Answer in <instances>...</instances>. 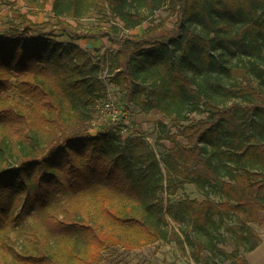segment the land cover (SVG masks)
<instances>
[{"label": "trees", "instance_id": "obj_1", "mask_svg": "<svg viewBox=\"0 0 264 264\" xmlns=\"http://www.w3.org/2000/svg\"><path fill=\"white\" fill-rule=\"evenodd\" d=\"M93 5L94 0H53V29L69 39L107 37L117 44L112 80L142 111L157 109L174 123L207 112L187 124L192 129L187 143H203L205 151L211 143V155L205 157L200 146L195 159L226 177L220 187L227 202L235 199L233 207L247 221L259 220L257 209L264 211V0H116L109 9L124 22L127 31L121 33L114 27L89 31L65 19L77 22ZM164 5L166 18L135 29L146 18L141 8L152 12ZM19 16L21 23L0 30V92L13 86V78L30 103L12 102L0 111V224L9 227L7 234L23 228L25 241L34 247L23 246L15 257L21 264H61L67 252L65 264H98L106 246L135 248L175 239L163 227L158 193L164 176L155 153L143 140L121 142L118 136L117 141L102 126L91 125V106L104 88L98 66L83 48L60 43L38 30L37 21ZM168 17L174 25L166 30ZM231 94L239 100L217 101ZM57 193L87 197L84 206L96 208L107 227L90 222L85 210L59 219L49 211ZM22 197L23 208L42 215L52 243L38 242L41 234L13 214ZM244 231L238 242L252 239L244 247L252 251L261 239L249 226ZM76 233L82 240L77 250Z\"/></svg>", "mask_w": 264, "mask_h": 264}, {"label": "rangeland", "instance_id": "obj_2", "mask_svg": "<svg viewBox=\"0 0 264 264\" xmlns=\"http://www.w3.org/2000/svg\"><path fill=\"white\" fill-rule=\"evenodd\" d=\"M52 1L0 0V30L21 23L19 13H24L29 19L38 22L37 28L42 33L50 32L54 40L60 43L71 42L83 48L91 56L94 64L99 68L98 76L104 85L91 106L93 112L91 125L94 128L102 126L117 141L118 136L121 137V142H126L128 139L143 140L155 153L158 166L164 176V187L158 193L165 218L163 227L175 234L173 240L156 241L135 248L127 247L123 243L106 246L101 252L98 264H248L245 260L250 251H245L244 247L248 246L252 239L240 243L239 236H244V230L249 226L262 240L264 221L260 219L264 218V211L257 209L260 219L247 221L243 214L233 207L235 199L226 201L220 187V180L226 177H222L217 171L215 174V171H211L195 159L194 156L201 147L204 156H210L211 143L207 144L208 151L203 149V143L188 144L186 135L192 134V129L187 124L193 119L204 118L207 112L191 113L187 121L174 123L157 109L146 113L137 107L133 100H126L125 90L114 83L110 69L111 58L119 46L112 44L107 37L99 40L69 39L65 31L53 29L57 19L52 11ZM110 2L115 3L116 0H94V5L77 22L71 16L65 19L74 26L79 23L89 31L101 27H114L117 33L127 31L124 22L110 11ZM123 5L126 9H132L131 11L137 10L136 5L131 7L124 3ZM141 9L146 18L135 29L142 31L160 22L169 14L166 5L152 12L146 7ZM173 25V19L168 17L164 29H171ZM237 75L240 77L239 74ZM11 84L13 86L10 89L0 92V111L6 104L11 105L12 102L22 101L24 106L30 103V99L20 96L13 78ZM238 100L239 96L231 94L222 95L217 101L220 104H228ZM247 120L248 118H243L244 123ZM2 129L0 122V133ZM166 157L171 158L172 164H178L179 168H172L171 162L166 165L164 162ZM55 198L49 211L59 219L69 211L79 215V212L83 213L85 210L91 213L90 222L107 227V221L96 208L92 207V204L88 206L92 208L84 206L86 203L83 204V201L87 197L57 193ZM186 199L202 204L198 206L197 203H186ZM116 201L121 202L122 199L116 198ZM23 205L24 197L13 214L21 216L25 224H29L41 234L38 242L44 246L48 242L52 243L54 238L46 232L42 215H37L34 208L28 206L23 208ZM8 228L0 224V261L3 264H21L15 257L16 252L25 245L30 250L34 246L25 241L23 228L11 229L7 234ZM75 237L77 250L79 246L82 247V240L77 233ZM62 255L60 263L65 264L69 254L64 252Z\"/></svg>", "mask_w": 264, "mask_h": 264}, {"label": "crops", "instance_id": "obj_3", "mask_svg": "<svg viewBox=\"0 0 264 264\" xmlns=\"http://www.w3.org/2000/svg\"><path fill=\"white\" fill-rule=\"evenodd\" d=\"M248 264H264V238L260 244L246 255Z\"/></svg>", "mask_w": 264, "mask_h": 264}, {"label": "built area", "instance_id": "obj_4", "mask_svg": "<svg viewBox=\"0 0 264 264\" xmlns=\"http://www.w3.org/2000/svg\"><path fill=\"white\" fill-rule=\"evenodd\" d=\"M108 105V104H107Z\"/></svg>", "mask_w": 264, "mask_h": 264}]
</instances>
